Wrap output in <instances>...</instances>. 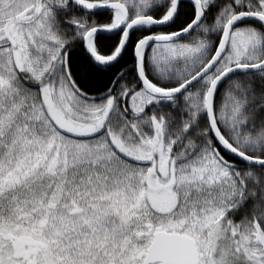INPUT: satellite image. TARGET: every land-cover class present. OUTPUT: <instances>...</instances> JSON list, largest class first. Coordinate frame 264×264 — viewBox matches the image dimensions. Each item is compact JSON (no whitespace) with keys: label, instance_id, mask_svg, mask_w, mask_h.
Returning <instances> with one entry per match:
<instances>
[{"label":"snow or ice","instance_id":"6c2138e0","mask_svg":"<svg viewBox=\"0 0 264 264\" xmlns=\"http://www.w3.org/2000/svg\"><path fill=\"white\" fill-rule=\"evenodd\" d=\"M0 264H264V0H0Z\"/></svg>","mask_w":264,"mask_h":264},{"label":"trees","instance_id":"16d2710c","mask_svg":"<svg viewBox=\"0 0 264 264\" xmlns=\"http://www.w3.org/2000/svg\"><path fill=\"white\" fill-rule=\"evenodd\" d=\"M128 57H129V53L126 52L125 55H124V58H123L122 61H121V64H123V63H125V62H129V61H128Z\"/></svg>","mask_w":264,"mask_h":264}]
</instances>
